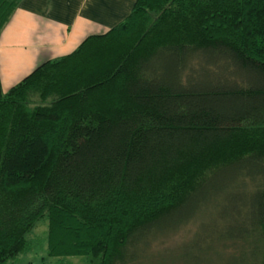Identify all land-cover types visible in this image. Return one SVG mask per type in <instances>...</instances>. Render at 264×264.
Here are the masks:
<instances>
[{
    "label": "trees",
    "instance_id": "16d2710c",
    "mask_svg": "<svg viewBox=\"0 0 264 264\" xmlns=\"http://www.w3.org/2000/svg\"><path fill=\"white\" fill-rule=\"evenodd\" d=\"M42 219L49 257L264 264V0H135L0 88V264Z\"/></svg>",
    "mask_w": 264,
    "mask_h": 264
},
{
    "label": "crops",
    "instance_id": "0c3cea01",
    "mask_svg": "<svg viewBox=\"0 0 264 264\" xmlns=\"http://www.w3.org/2000/svg\"><path fill=\"white\" fill-rule=\"evenodd\" d=\"M135 0H19L0 31V88L6 92L35 67L105 33Z\"/></svg>",
    "mask_w": 264,
    "mask_h": 264
},
{
    "label": "rangeland",
    "instance_id": "374dc122",
    "mask_svg": "<svg viewBox=\"0 0 264 264\" xmlns=\"http://www.w3.org/2000/svg\"><path fill=\"white\" fill-rule=\"evenodd\" d=\"M183 230L177 233L174 236H169L160 246H155L154 251L160 250L163 252L165 248H172L180 244L183 239L188 237V233ZM45 234H46V221L45 219L40 220L36 227L29 234L28 239L32 242L29 252L19 255L16 259L18 263L29 262L30 264H89L84 257H64V258H55L49 257L46 254L45 249ZM164 248V249H163ZM170 254V253H169ZM168 253L160 254L159 256L152 257L151 260L146 264H170ZM178 258H180L179 253H175ZM219 253H212L210 257L212 260H217ZM155 255V253H154ZM151 262V263H150ZM174 264H181L175 262Z\"/></svg>",
    "mask_w": 264,
    "mask_h": 264
}]
</instances>
